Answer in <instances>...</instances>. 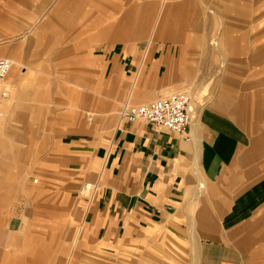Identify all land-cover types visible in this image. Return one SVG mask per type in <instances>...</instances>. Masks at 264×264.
Instances as JSON below:
<instances>
[{"label":"crops","instance_id":"obj_1","mask_svg":"<svg viewBox=\"0 0 264 264\" xmlns=\"http://www.w3.org/2000/svg\"><path fill=\"white\" fill-rule=\"evenodd\" d=\"M169 1L161 5L151 40L179 50L149 41L144 47L118 42L100 49L91 37L82 41L73 63L60 70L47 60L27 65V48L21 45L0 46V58L13 65L6 78L11 95L0 105V148L8 141L33 140L35 132L48 133V138L60 133V165L69 195L84 182L96 186L90 203L76 205L87 211L84 226L98 255L133 258L152 253L163 239L193 237L194 264H245L249 236L243 230L252 232L240 224L245 216L236 213L242 205L258 206L264 198V178L251 185L246 181L249 174L244 177L236 170L242 148L237 132L243 126L228 112L232 108L234 116L247 113L231 104L227 90L222 87L217 103H202L187 141L146 121L120 122L125 103L148 104L192 83L187 78L190 51L181 42L186 25L180 13L186 4ZM2 23L0 4V42L18 33L17 19L5 31ZM258 30L264 48V27ZM46 31L37 29L29 40ZM217 41L213 44L220 51L223 37ZM39 109L42 123L35 122ZM39 240L33 243L39 245ZM37 248L28 244L10 264H44L50 246L43 244L40 253Z\"/></svg>","mask_w":264,"mask_h":264},{"label":"rangeland","instance_id":"obj_2","mask_svg":"<svg viewBox=\"0 0 264 264\" xmlns=\"http://www.w3.org/2000/svg\"><path fill=\"white\" fill-rule=\"evenodd\" d=\"M163 2L0 0L4 31L12 20L18 21V33L4 36L0 46L21 45L27 48V52H23L27 65L47 60L51 65H60V70L73 63L80 55L82 41L91 37L97 39L100 49L118 42L140 43L144 47L148 41L170 47L173 46L170 43L151 40ZM169 2L186 4L180 13L186 25L181 28V42L190 51L187 78L192 81L188 87L173 93H188L193 103L197 95L201 104L208 106L218 102L222 87L227 90L231 104L241 105L243 113H247L234 116L232 108L228 112L243 126L242 131L237 130L242 148L235 162L236 170L244 177L249 174L248 184L263 179L264 51L261 49L264 48L260 46L262 37L258 27H264V0ZM45 22L49 24L44 25ZM43 27L48 29L46 34L30 41L31 34ZM219 37H223V45L217 51L220 46L217 48L213 43H217ZM176 46L173 47L182 49ZM42 119L43 112L39 109L35 122L41 120L42 123ZM60 136L59 132H52L48 138V133L35 132L33 140L8 141L0 148L3 153L0 155V264H10L14 254L25 250L28 244L37 246L39 253L43 244L50 246V258L43 261L44 264H67L69 260L72 264H194L192 257L197 247L193 237L187 241L175 236L172 241L163 239L152 253L133 254L136 256L133 258L122 256L115 260L94 253L84 226L87 211L76 203H90L96 186L84 182L74 189L73 196L69 195L72 191L68 192L69 187H65L67 182L60 165ZM241 157L246 158L245 165ZM86 184L95 186L94 193L87 198L81 195ZM240 207L243 210L236 214L245 216L240 224L252 232L248 234L243 230V234L249 236L245 264H264V198L258 206ZM19 225V234H16ZM18 235L28 236L29 240L17 238ZM34 238H39L41 243L34 244ZM44 240L47 243H43Z\"/></svg>","mask_w":264,"mask_h":264},{"label":"built area","instance_id":"obj_3","mask_svg":"<svg viewBox=\"0 0 264 264\" xmlns=\"http://www.w3.org/2000/svg\"><path fill=\"white\" fill-rule=\"evenodd\" d=\"M12 66L9 59L0 58V104L10 97L6 78ZM119 118L121 123L127 124L146 121L158 129L176 133L187 141L190 139V127L194 121L192 100L188 93L179 92L143 105H132L128 102L123 105ZM94 191L95 186L86 184L81 189V195L87 198Z\"/></svg>","mask_w":264,"mask_h":264},{"label":"bare ground","instance_id":"obj_4","mask_svg":"<svg viewBox=\"0 0 264 264\" xmlns=\"http://www.w3.org/2000/svg\"><path fill=\"white\" fill-rule=\"evenodd\" d=\"M12 70V69H11ZM10 73V72H9ZM194 100L196 101V103H193L192 102V116H193V118H194V120H195V118L197 117V114L200 112V106L202 105L201 104V98L200 97H198V98H194ZM3 103V102H2ZM1 105V104H0ZM240 108H242V106L240 105ZM243 109V108H242ZM194 111V112H193ZM193 124V123H192Z\"/></svg>","mask_w":264,"mask_h":264}]
</instances>
